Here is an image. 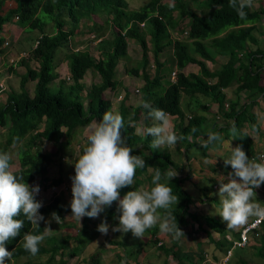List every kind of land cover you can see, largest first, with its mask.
I'll return each mask as SVG.
<instances>
[{
    "label": "trees",
    "instance_id": "1",
    "mask_svg": "<svg viewBox=\"0 0 264 264\" xmlns=\"http://www.w3.org/2000/svg\"><path fill=\"white\" fill-rule=\"evenodd\" d=\"M14 1L15 6L3 12V0H0V33L6 29L5 23L12 21L22 28H38L42 33L27 50L30 55L17 62L25 66V72L20 76L19 88L10 89L6 101L0 104V127L5 129L3 133L5 139L0 142V152L8 153L10 146L16 144L19 167L12 171L17 176H22L24 182L29 185H33L39 178L43 181L44 188L62 184L61 172L55 178L50 179L47 176L53 157L58 154L60 157L61 153L70 154L61 149L71 142L75 131L90 125L92 121H98L106 111L119 113L123 117L124 127L121 132L126 138L127 146L132 149L133 155L142 157L146 162L144 168L137 169L134 184L121 189V197L129 190H140L141 185L146 189L153 187L152 176L157 168L162 173L173 168L178 169V164L173 161L167 150L162 148L152 150L149 147L151 136L137 134L138 124L142 123L144 128L154 123L147 116L148 110L139 106L142 102L149 103L153 108L163 109L168 115L178 117L175 133L183 137L179 142L185 148L197 142L196 139L203 134L202 124L205 122V116L198 113L185 114L181 108L182 95L190 97L197 94L208 95L217 101L221 110L228 104L223 113L230 119L226 123L229 128L233 124L235 126L242 124L246 119L252 129L260 130L254 116L245 118V115L256 105L258 97L264 100L262 78L264 47L249 50L250 42L258 43L253 31L257 28L256 23L264 20V2L257 8L253 5L245 7L246 15L241 18L237 11L229 6V0H190L193 8L188 7V0H146L136 9L130 8L127 0ZM39 12H45L51 17L55 26L53 33L43 32L46 23L39 18ZM91 15L106 17L103 24H95L92 28V31L101 37L96 45L98 58L86 48L75 51V44L71 43L80 22ZM111 26L113 27L111 35H107L106 32ZM147 34L149 39L146 38ZM129 39L140 45L141 57L134 60L140 62L139 66L125 68V72L131 76L141 77L144 82L138 88L137 104L134 106L127 103L129 92L126 90L115 111L106 91H115L120 86V81L116 78L118 64L122 59H130ZM6 41H9L7 45ZM11 41L0 36V53L11 49ZM64 48L62 59L67 63L68 74L55 82L59 78L55 63L56 55ZM168 50H172L169 64H174L177 68L175 80L171 81L162 72L167 62L161 61V55ZM216 55H224L228 59L221 67L211 72L205 61H213ZM31 59L36 61L37 66L29 64ZM189 64H197L199 71L185 73L183 69ZM88 70L100 78L98 82H93L89 86L83 81ZM213 77L214 82L211 80ZM30 80L35 82L32 94L29 93L27 86ZM235 83L238 98L225 102L223 89ZM242 90L247 91L250 104L239 102V93ZM46 142H51L56 151H44L43 146ZM86 143L87 141L84 146ZM253 159L264 162L262 160L264 153L253 155ZM9 163L11 164V160ZM190 178V174H187L186 177L176 176L172 180L161 181L167 183L173 194L179 196L178 204L173 206L171 211L181 229L191 221L197 223L199 221L198 216L189 211L192 196L185 187V181L189 182ZM193 186L196 187L195 184ZM70 197L72 198V194ZM36 199L39 200L38 197ZM39 211L44 218L45 215L55 212L63 220L67 207L62 195L56 194ZM160 211L163 214V210ZM118 215L117 202H113L111 207L100 214L99 219L83 217L77 233L65 237L45 234L43 221H40L39 226H33L21 215L18 218L24 221V226L20 236L5 245L9 251H13L11 261L6 259V264H12V260L15 264L14 259L19 257H25L27 264H64L63 260L55 261L56 255L81 253L87 243L96 237L98 223L106 219L110 221V226H114L119 223L115 218ZM205 220L222 232L216 218L205 216ZM146 231L154 237L149 238L152 239L151 242L165 255H172L176 264H195L194 252L182 250L179 239L167 234L171 245L166 247L158 243L156 237L160 232L158 226ZM25 232L45 235V239L39 244L38 253L34 256L21 246ZM263 232L264 226L251 233L260 241V246L254 247L256 256L264 258ZM240 233L235 240L240 238ZM69 239H74L76 243L70 250L65 251V248L69 249ZM233 239L225 237L224 234L219 240L211 239L217 251L225 253L224 264L231 262L234 247L239 249L250 247L249 241L244 246H238L234 244ZM130 253L128 251V254ZM217 253L211 254L215 261L219 259ZM96 254L97 252H94L92 255L95 264L98 263ZM197 256L198 260L204 259L202 249L198 251ZM241 260L242 264H246L243 258ZM238 263L239 261L236 262Z\"/></svg>",
    "mask_w": 264,
    "mask_h": 264
},
{
    "label": "clouds",
    "instance_id": "2",
    "mask_svg": "<svg viewBox=\"0 0 264 264\" xmlns=\"http://www.w3.org/2000/svg\"><path fill=\"white\" fill-rule=\"evenodd\" d=\"M251 5L252 0H229V6L241 18L246 15L245 7ZM139 106L148 110L147 116L154 123L149 127H137L136 132L141 136L152 137L149 145L152 150L171 148L183 139L175 133L163 109L153 108L147 102ZM123 127L124 120L119 113L106 111L101 119L90 125L82 153L72 160L66 159V162L74 164V175L70 177L71 217L81 225L83 217L98 218L113 202H117L119 215L115 218L119 223L110 226L106 219L102 220L97 226L100 233L107 234L111 227L113 232H131L134 238L142 239L146 230L158 226L160 232L171 234L174 239L185 236L171 211L178 204L179 196L173 194L167 183L161 182L172 180L177 176V170L162 173L157 168L152 176L153 187L129 190L121 197V189L134 184L137 169L144 168L146 163L142 157L132 154L126 138L122 136ZM230 134L232 139L247 136L239 133L235 124L230 128ZM221 139L218 132H209L201 145L207 147ZM230 153L224 159V165H230L231 172L227 182L224 177L218 180L220 205L215 209V214L226 223V228L236 230L244 227L252 217L264 220V205L258 202L255 192L256 188L264 184V162H257L253 156L249 158L240 145H230ZM10 160L8 153L0 152V264L12 259L13 251H9L5 245L20 236L24 221L18 217L23 215L33 226H39L40 221L45 219L39 211L42 202L36 199L39 185H29L22 176L14 174ZM160 210H163V214ZM51 219L57 224L62 222L55 212L51 214ZM50 220L46 223H50ZM44 239V234L25 232L21 246L34 256ZM67 263L77 264L74 261Z\"/></svg>",
    "mask_w": 264,
    "mask_h": 264
},
{
    "label": "crops",
    "instance_id": "3",
    "mask_svg": "<svg viewBox=\"0 0 264 264\" xmlns=\"http://www.w3.org/2000/svg\"><path fill=\"white\" fill-rule=\"evenodd\" d=\"M103 16L104 15L102 16L91 15L89 18L81 21L79 24V28H77L76 34L74 35L72 39L73 41H75L73 44L76 45L79 43L81 44L84 43L85 45L84 48L88 49L89 41L90 43H94L93 39L90 37L91 34H94L97 38H100L101 40V37L97 36L95 33H90L86 35L84 31L86 29L93 30L92 28H94L95 24L98 25V24L103 23V21L106 18V17L104 18ZM256 25H257V28L253 31V35L256 36V38L258 39V43L250 42L249 50H255L259 48V46L264 47V20L259 23H256ZM5 27L6 29L0 33L1 34L0 36L7 38V39H11L12 42L19 40L22 34L24 33V28H22L16 22H13V21L9 23H5ZM53 32L54 30L52 27V30L47 31L46 33H53ZM88 32H91V31H88ZM85 37H87L88 39V41L86 40L87 42L85 40L84 41L82 40ZM98 42L94 43L95 45H93L94 51H96V45ZM11 49H6L3 52V54L0 55V61H2L0 65V68L2 69V72L0 73V79L4 78L6 83L11 82L12 75H13L12 73L15 72L13 70V71H10V75L8 74L9 66L6 63V59H5L7 58V56H9V53L12 54ZM168 51L161 55V61L166 60L165 62H167V64H169L170 62L169 59L172 57V50H168ZM138 59L140 58H137L136 60ZM227 59L228 58L224 55H216L213 61L206 60L205 65L209 69V71L213 72L214 70L221 67L222 64L227 62ZM151 63H152V60L150 59V62H149L150 66H151ZM170 65H171L170 71L176 72L177 68L175 67V65L174 64H170ZM147 70H149L148 66H147ZM183 71L185 73L198 72L199 66L197 64H189L183 69ZM67 74H68V71L65 75ZM62 77L59 76V78L56 81H59V79H61ZM85 78H86V74L83 78L84 82H85ZM135 78L137 80H140V82L138 83L136 82L137 81L136 80L134 82V85L137 84L138 87L140 88L144 81L141 77L135 76ZM262 78H263V83H264V73L262 74ZM168 80L170 81V77H168ZM211 80L214 82L215 78L213 77L211 78ZM119 81H120V86L115 91H111L112 93L111 96L108 95V97H110L112 100L113 107H114L115 102L119 106V102L122 96H125L126 90L128 91V87L126 86V83L121 80ZM236 85L237 83L232 84L223 89V93L225 95V102H231L238 98L236 94ZM28 91L30 94H32V92L29 89ZM246 93L247 91H244V90H242L239 93V102L240 103L246 102L250 104L249 96L246 95ZM4 96H5L4 91L0 92V104L5 102V101H2V99L5 98ZM113 96H115V100H113ZM119 96H121V98H119ZM127 103H130L134 106L137 104L130 100H128ZM181 108L185 114H191V113L203 114L205 116V122L202 124L203 134L199 135V137L196 139L197 142H195L193 145L185 148L184 145H182L178 141V143L172 146L171 148H168V147L162 148L163 150H167L170 153V156L173 159V161L178 164V169L177 168L172 169V170H177V176L186 177L187 174H190L191 180L189 182L185 181V187L189 190L192 196V202H191L192 206L189 208V211L191 213L196 214L199 218L198 223L191 221L187 226L184 227L183 232L186 231L187 234L179 238V246L184 251L194 252L195 256L197 257V258L195 257V260H193L195 264H224L225 263L224 262L225 253H222V251H217L218 249L215 248L213 241L219 240L223 234L225 235V237L234 238L233 240H235L238 237L243 226L239 227L236 230H230L226 228V223L222 221V218L218 214H215V209L219 207L220 205L219 197L217 194L218 188H219L218 180L224 177L225 182H227L228 174L231 172V166L229 165L225 167L224 165V159L228 158L231 154L230 145L231 147H235L237 145L242 146V148L244 149L246 154L249 156V158L250 156L257 155L259 152L264 153V100L261 97H258L256 99V105L253 106L249 110V112H247V114L245 115V118H248L253 115L255 118L256 124L259 126L260 130L257 131V130L252 129L249 126V123L247 122V120L245 119V121L242 124H238L236 128L239 133L246 134L247 136H244L242 138H236V139H232V136L230 134V128L226 126L227 125L226 123L230 119L225 117L223 113L225 111L224 110L225 107H222L223 110H221V107L219 106L217 101L213 100L210 96L197 94V95L190 97L188 95H182ZM168 117L172 125V128L175 131V129H177L176 125H177L178 117L176 115H168ZM140 125H141V128H143L142 123H140ZM82 128L84 127L78 128L75 131L74 135L70 139L71 142L67 143V147H68V149L66 147L67 150L70 151L72 149L70 147H73L74 139L80 132H82L80 130ZM2 130L5 132V129H2ZM4 132H0V135L3 134ZM209 132H218L220 136L222 137V139L220 141H217V142H214L213 144L208 145L207 147H203L201 145V141L207 139V134ZM49 144L50 146L53 145L51 142ZM43 150L53 152L55 148L47 149V146L45 144L43 146ZM13 164H15V167L11 168V170H15L19 167L18 156L16 157V162H14V158L11 157L10 165L12 166ZM56 164H57L56 160L54 159L53 162L48 167L47 176H49L50 173H53V175L55 174L54 175L55 177L60 175V172H59L60 167L58 164H57V174L54 173L53 171V166H55ZM193 184L196 185L195 188H193L194 187ZM255 192H256V198L258 202L264 205V184H261L259 188H256ZM66 207H67V212L65 213L63 221H68V218H70V220L73 219L71 217L70 205L66 204ZM205 216H213L214 218H216V220L220 224L219 226L222 232L216 228H213L212 224H208V222H206L205 220ZM253 218L254 217L250 218L249 221L252 220ZM81 223H82V220H81ZM107 223L110 225V221H107ZM60 224L68 230V232H66L64 236L66 235L68 236L69 234L70 236L75 235L72 233V230L74 229V227H72L74 224V221L68 222V223L61 222ZM263 226L264 224H262V226L260 227H263ZM44 233L49 234V235H54V233L50 234L45 224H44ZM128 233H121L119 231L113 232L111 230V227L109 228V231L107 234H102L98 231L96 237H94L93 240L87 243L86 247L81 253L75 254V256L76 258L79 256L80 257L79 259L81 260V262H83V260L86 261L89 258V255L93 254L94 252H97L95 251V249L98 247H96L95 244L99 243L98 241L103 242V244L106 241H110L112 242V245H111L112 247L119 246L118 249H122L124 253L119 252V255H114L113 257L112 255L113 252L112 251L106 252L105 250H102L105 248V245L103 246L101 245L102 249H98V252H101L103 254H101L99 258L97 259L98 261L97 264H136L139 258L138 259H134V258L136 257V255H138L139 257L140 251L142 252L143 246H145L144 244L149 240H143L142 238L140 240L137 239L136 241H133V242L125 241L124 238H127L128 235L132 234L131 232H128ZM145 235L148 239L154 238V237H151L152 235H150V232L148 231L145 232ZM156 237L158 238L159 242L162 243L164 246L169 247L171 245V240L169 236L167 235V233L159 232ZM197 237L198 239H196ZM211 239L213 241H211ZM193 240L197 242L200 249L203 248V254H204L205 260L204 259L198 260V256L196 252L199 251L200 249L192 248L191 244L188 243V242L192 243ZM248 241H249L248 244L250 247L249 249L243 248V250L245 251V254L252 251V247L254 248L255 246L256 247L260 246V241H258V238L255 239L254 233L249 234ZM68 246H69V249L65 248V251L70 250L71 247L74 246L73 244H71V239H69ZM183 246H186V248H184ZM87 247L90 250L86 251ZM155 247H153L154 249H151L152 254L150 256H146L147 259L151 258V261H148L147 263H145L147 260L146 259L145 261L142 262V264H160V262L156 263L155 261V259L156 260L158 259L157 257L159 254V250H156ZM234 249L235 247L232 249V255H234L233 254ZM144 250L147 252L145 247H144ZM128 251L131 252L130 253L131 257L129 259L126 257V255L128 254ZM86 252H88L87 255H86ZM212 253H217L219 257L218 261H215L213 259L211 255ZM67 256L68 254L63 253V255L62 254L60 255V258H59V255L57 258L55 257V260L56 259L63 260L65 262L64 264H66L69 260ZM12 263L14 264L13 260H12ZM92 264H95V263H92ZM172 264H176V262Z\"/></svg>",
    "mask_w": 264,
    "mask_h": 264
},
{
    "label": "rangeland",
    "instance_id": "4",
    "mask_svg": "<svg viewBox=\"0 0 264 264\" xmlns=\"http://www.w3.org/2000/svg\"><path fill=\"white\" fill-rule=\"evenodd\" d=\"M128 3H129V7L130 8H133V9H136V8H139L146 0H127ZM264 0H252V5L254 8H257L258 5H260L261 3L263 4ZM187 5L189 8H193V3L192 1L188 0L187 2ZM15 6V1L14 0H3V12H5L6 10H8L9 8ZM38 16L41 20H43L46 25L43 27V32H47V31H50L52 30V27H53V30L55 29V26L53 24V21L51 19V17L45 13V12H39L38 13ZM105 18V16H103ZM98 19V18H97ZM103 19V18H102ZM104 20V19H103ZM103 24V23H101ZM99 24V25H101ZM181 27V26H179ZM112 29L113 27L111 26V28L108 30V32H106L107 35H111V32H112ZM88 31H91V32H88ZM87 34H90V33H96L95 31H92V30H88L86 29L84 31ZM42 31L38 28H35V29H32V28H24V33L22 34L21 38L17 41H11V45H10V48L11 49V52L12 54L9 53V56H7L6 59V63L9 64L11 67H9V72L8 74L10 75V71H17V72H13L12 74V80L11 82H5L4 80H0V83L3 84V86L6 88V91H4V99H2V101H6V96L7 94L10 92V89L11 90H17L19 88V81H20V76L22 73L25 72V66L21 65V64H16L14 62H16L18 58V54L19 52L23 51V50H28L30 49V47L33 45L34 41L37 39V37H39L41 35ZM146 38L149 39V34L146 35ZM76 40V39H75ZM83 41L87 40V37L83 38L82 39ZM86 41V42H87ZM75 41H72L71 43H74ZM93 45H95L94 43H90L89 41V45H88V50L91 52V54L93 56H95L96 58H98V53L96 51H94L93 49ZM85 45L84 43H79V44H76L75 45V48L74 50L77 51L79 49H82L84 48ZM64 51H65V48L60 50L57 55H56V59H55V63H56V70L59 74L60 77L64 76L66 73H67V69H68V66H67V63L62 59L63 57V54H64ZM170 52V51H168ZM2 53H0L1 55ZM128 54L130 56V59H122L120 60L119 64H118V73L116 75V78L121 80V81H124L126 83V86L128 87V100L136 103L139 99V94H138V85H134V82L137 80L135 78V76H130L128 75L126 72H125V68H130V67H133V66H139L140 65V62L139 61H134L136 60L137 58H140V55H141V47L140 45L133 39H129L128 41ZM10 55H15V57H11L10 58ZM13 60V61H12ZM12 62V63H11ZM2 61H0V65H1ZM29 64L31 66H37V63L36 61L34 60H30ZM8 65V66H9ZM170 64H166L163 69H162V72H163V75H165V77L168 79V77H170V81L171 80H175V75H176V72H175V75L174 77L172 76V71L170 72ZM16 68V69H15ZM152 68H151V74L153 73L152 72ZM6 71V70H5ZM2 72V69L0 68V73ZM7 72V71H6ZM128 76H127V75ZM126 75V76H125ZM100 80L99 78V75L97 74H94L91 70H88L87 73H86V78H85V84L87 86H89L91 83L93 82H98ZM57 82V81H55ZM136 82H140V80H137ZM34 81H29L27 84L28 86V89L33 92V88H34V85H33ZM130 89V90H129ZM106 95H112L111 93V90H107L106 91ZM115 95V94H114ZM110 98V97H109ZM113 100H115V96H113ZM115 111H117L118 109V104H116V102L114 103V107ZM228 108V104H227V107ZM94 121L91 122V124L93 123ZM90 124V125H91ZM90 125L88 126H85L84 128L80 129L82 132H80L74 139V142H73V147H70L72 148L70 151L66 149V147H63L61 150L62 151H68L70 152V154L66 155V154H61V156L59 157L58 155L55 156L53 158V160L55 159L56 160V163L59 165L60 167V171L62 173V177H63V183L58 185V186H54V187H45L44 188V184L42 183L43 181L39 178V179H36V181L34 182L33 185H39V193L36 195V198L38 197L39 198V201L42 202V205L45 204L46 202H48L52 197L53 195H56V194H61L62 197H63V200L64 202L67 204V205H70V200H71V197L70 195L72 194L71 192V175H72V172L74 171V164H71V163H68L66 162V159L67 160H72L74 157L80 155L82 153V148L85 144V141H86V133L90 127ZM137 127H140L141 128V125L138 124ZM2 129H4L3 127H0V132H4ZM5 139V137L3 136V134L0 135V142H3ZM50 142H46V146H47V149L48 148H54L52 146H50L49 144ZM17 147H16V144H14L13 146H10V148L8 149V154L14 158V162H16V157H17ZM56 151V150H54ZM180 155V154H179ZM181 156V155H180ZM64 157V158H63ZM182 157V156H181ZM57 164L55 166H53V171L54 173L57 174ZM15 167V164H13L11 166V168ZM55 175V174H54ZM53 175V173H50L49 174V178H55V176ZM140 189H146L145 186L141 185ZM191 203L189 204V208L191 207ZM198 211V210H197ZM46 218L43 220V223L45 224L47 230L50 232V234H53L56 235V236H64V234H66V232H68V230L66 228H64L61 224H57L56 221L54 219H51V215H45ZM96 219H99V218H96ZM50 220V223H46V221H49ZM74 221V224L72 227H74V229L72 230V233L73 234H76L77 233V230L80 228V224L78 221H76L75 219H72L70 220V218H68V221H63V223L65 222H73ZM184 230V228L182 229ZM264 233V232H263ZM129 234V233H128ZM184 234H187L186 231H184ZM67 236V235H66ZM70 236V234H69ZM65 237V236H64ZM101 238V236H100ZM140 240V238H134L132 234L128 235L127 238H124L125 241H129V242H133V241H136V240ZM198 239V237L196 238ZM143 240H149L147 241L143 246V249H142V252L140 251V254H139V257L138 255H136V257L134 259H138L139 260L137 261L136 264H142L143 261H145L147 258L146 256H150L152 254V250L151 249H154L153 247H155L156 245H154L151 240L152 239H148L146 237V235L144 234V237H143ZM97 242V241H96ZM99 243H96L95 246L98 247L95 249V251H97V254H96V258L98 259L99 256L103 253L101 252H98V249H102V246L105 245V248L102 249V250H105L106 252L107 251H112V255L114 257V255H119V252L121 253H124V251L122 249H118L119 246L117 247H112V242L110 241H106L104 242H101V241H98ZM75 240L74 239H71V244L74 245ZM189 244H191L192 248H197V249H200L199 245L197 244V242L195 240L191 242H188ZM102 245V246H101ZM93 247V246H92ZM144 247L145 249L147 250V252L144 250ZM151 247V248H149ZM184 248H186V246H183ZM202 247V246H201ZM88 248V247H87ZM86 248V251L87 250H90L89 248L87 249ZM156 250H159V254H158V259L156 261L157 262H160V264H172V263H175L176 261L173 259L172 255H165L164 252H162L160 249H158V247L156 246L155 247ZM203 250V248H201ZM249 249V247L247 248ZM105 252V253H106ZM104 253V254H105ZM198 254V251L196 252ZM88 254V252H86V255ZM94 254V253H93ZM89 255V258L87 259L86 257V261L83 260V262H81V260L79 259L80 257L78 256L76 259H74L73 257H76L75 255L74 256H70L68 255L67 258L69 259L68 262L72 263L73 261L77 264H92L94 263L93 259H92V255ZM59 255V258H60V254ZM58 255L56 256V258L58 257ZM131 254H127L126 257L129 259L131 256ZM241 258H243L244 262L246 264H264V258L263 256H256L255 254V249L252 247V251L246 253L245 255V251L243 249H239V248H235L234 249V256L232 257V260L231 262L227 263V264H236L237 261H239L238 264H242V260ZM16 261L15 264H27V260L25 259V257H19V258H16L14 259ZM60 259H56L55 261H59ZM34 261V260H33ZM148 261H151V258L147 259L145 263H147ZM13 264V263H12ZM68 264V263H66Z\"/></svg>",
    "mask_w": 264,
    "mask_h": 264
},
{
    "label": "built area",
    "instance_id": "5",
    "mask_svg": "<svg viewBox=\"0 0 264 264\" xmlns=\"http://www.w3.org/2000/svg\"><path fill=\"white\" fill-rule=\"evenodd\" d=\"M16 19L18 18L17 16L15 17ZM141 25H143V23H140ZM90 37L93 39L94 43L100 41V38H97L94 34H91ZM7 43H5V45H7L9 43V41H6ZM37 43V42H36ZM18 58L17 59H22L24 57H28L30 55V52L25 50V51H21L19 53H17ZM11 57H15V55H10ZM17 60L15 63V65L17 64V62L19 61ZM13 61V60H12ZM12 63V62H11ZM9 65V64H8ZM10 66V65H9ZM175 72H172V76L174 77ZM0 80H4V78H1ZM5 81V80H4ZM6 88L3 86V84L0 83V92L4 91ZM119 98H121V96H119ZM264 223V220L258 219V218H253L250 222H248L241 230L240 233V238L234 241L235 245L238 246H244L249 238V233H251L252 231L256 230L257 228H259L261 226V224ZM230 253V252H229Z\"/></svg>",
    "mask_w": 264,
    "mask_h": 264
}]
</instances>
